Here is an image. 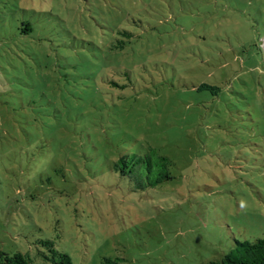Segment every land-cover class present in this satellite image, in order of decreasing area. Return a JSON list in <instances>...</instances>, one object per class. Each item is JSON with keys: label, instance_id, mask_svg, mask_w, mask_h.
I'll list each match as a JSON object with an SVG mask.
<instances>
[{"label": "rangeland", "instance_id": "rangeland-1", "mask_svg": "<svg viewBox=\"0 0 264 264\" xmlns=\"http://www.w3.org/2000/svg\"><path fill=\"white\" fill-rule=\"evenodd\" d=\"M147 147L171 178L140 188L114 162ZM263 236L264 0H0V252L201 264Z\"/></svg>", "mask_w": 264, "mask_h": 264}, {"label": "trees", "instance_id": "trees-1", "mask_svg": "<svg viewBox=\"0 0 264 264\" xmlns=\"http://www.w3.org/2000/svg\"><path fill=\"white\" fill-rule=\"evenodd\" d=\"M208 87L205 84L200 89ZM170 161L147 147L143 154L129 153L120 156L114 162V168L122 176L134 177L140 182V188L153 187L156 184L171 178ZM45 251H38L37 255L43 264H72L70 256L54 247L51 241H40ZM0 264H34L33 259L26 253L16 251L13 253L0 252ZM100 264H118L117 259L103 257ZM201 264H264V236L254 241H235L227 253L218 260H211Z\"/></svg>", "mask_w": 264, "mask_h": 264}]
</instances>
